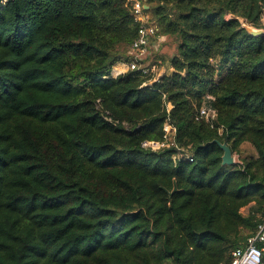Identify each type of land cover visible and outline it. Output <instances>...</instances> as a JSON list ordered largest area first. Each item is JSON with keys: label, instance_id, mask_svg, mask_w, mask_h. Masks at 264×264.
Returning <instances> with one entry per match:
<instances>
[{"label": "trees", "instance_id": "trees-1", "mask_svg": "<svg viewBox=\"0 0 264 264\" xmlns=\"http://www.w3.org/2000/svg\"><path fill=\"white\" fill-rule=\"evenodd\" d=\"M136 1L0 0V264H229L255 233L264 35L236 18L264 29V0H141L175 54L112 78Z\"/></svg>", "mask_w": 264, "mask_h": 264}, {"label": "built area", "instance_id": "built-area-1", "mask_svg": "<svg viewBox=\"0 0 264 264\" xmlns=\"http://www.w3.org/2000/svg\"><path fill=\"white\" fill-rule=\"evenodd\" d=\"M132 14L134 19L140 23V26L137 37L130 46L127 69L139 72L142 76L152 75L155 81L162 75L160 70L156 68V66L152 65L148 67L143 63L147 50L152 47L154 49L157 47V45L152 43V40L156 38L155 29L148 24V15L145 13V8L141 0H137L133 4ZM197 117L209 124H213L216 119L215 113L208 105H202L199 108ZM164 131L166 135L170 136V133L174 131V129L166 125ZM164 146H167V144L147 141L142 143V147L152 150H157ZM189 161H192V159L189 158ZM229 264H264V210L260 214V223L255 233L246 239L244 245L233 251L232 259Z\"/></svg>", "mask_w": 264, "mask_h": 264}, {"label": "rangeland", "instance_id": "rangeland-1", "mask_svg": "<svg viewBox=\"0 0 264 264\" xmlns=\"http://www.w3.org/2000/svg\"><path fill=\"white\" fill-rule=\"evenodd\" d=\"M148 19H149V15H148ZM262 24L264 26V14L262 17ZM157 42H158V46L155 47V49L152 47L147 50V54L144 59V63H145L144 65L147 66L155 65L157 67L159 66L158 69L161 70L164 67L163 65L158 64V62L160 61L163 62V60L167 61L172 55H174L175 45L170 38H165V37ZM242 150L243 153L246 154L250 152L248 147H243ZM233 157L234 160L236 161L237 156L234 155ZM242 212L246 213V209H243Z\"/></svg>", "mask_w": 264, "mask_h": 264}, {"label": "water", "instance_id": "water-1", "mask_svg": "<svg viewBox=\"0 0 264 264\" xmlns=\"http://www.w3.org/2000/svg\"><path fill=\"white\" fill-rule=\"evenodd\" d=\"M145 10L148 9L147 6H144ZM239 23L241 24V27L251 36L253 37H260L264 35V30L263 29H254L250 26H248L244 19L242 18H236ZM215 143L219 146V148L222 150V164L223 165H233L235 164V160L233 157V154L230 150V148L225 144V143H220L219 141H215Z\"/></svg>", "mask_w": 264, "mask_h": 264}, {"label": "crops", "instance_id": "crops-1", "mask_svg": "<svg viewBox=\"0 0 264 264\" xmlns=\"http://www.w3.org/2000/svg\"><path fill=\"white\" fill-rule=\"evenodd\" d=\"M148 15V13H146ZM128 71L127 64L126 63H116L113 65L111 70V77L115 78L118 75L124 74ZM161 74H164L166 72L165 68L160 70Z\"/></svg>", "mask_w": 264, "mask_h": 264}]
</instances>
